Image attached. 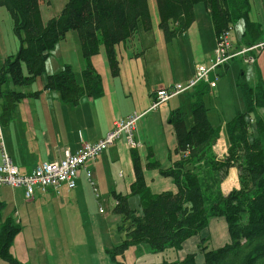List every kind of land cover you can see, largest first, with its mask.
<instances>
[{
    "label": "trees",
    "instance_id": "trees-1",
    "mask_svg": "<svg viewBox=\"0 0 264 264\" xmlns=\"http://www.w3.org/2000/svg\"><path fill=\"white\" fill-rule=\"evenodd\" d=\"M158 27L166 43L183 34L195 21L194 6L202 2L208 12L215 36L229 31L233 24L243 22V34L237 45H251L261 39L262 29L250 20L249 0H154ZM12 18L13 32L19 39V48L0 66V120L8 110L29 95L37 98L40 90L29 93L15 91L7 86L27 85L45 72L50 51L74 30L77 33L84 66L77 81L71 65L48 74L42 89L55 90L65 103L77 105L85 96L97 98L103 93L102 78L91 58L104 49L110 74L119 76L115 47L140 29H151L147 0H67L60 12L42 22L39 0H0ZM239 86L243 93V110L221 124H212L207 117L208 107L203 96L206 84H199L187 95L192 123L187 125L181 107L170 112L176 146L171 166L161 168L155 159L144 166L138 150L130 148L134 181L127 194L113 193L112 212L121 216L117 231L122 241L105 248L113 261L123 256L129 246L146 242L153 252L170 247L172 253L182 243L200 234L213 217H223L227 224L229 242L217 248L202 243V264H264V84L258 80L250 85L240 73ZM184 98V97H183ZM221 128L227 139V148L221 157L215 155ZM151 157L152 151L148 152ZM238 171L239 187L227 194L220 184L230 167ZM144 168L158 170L172 180L174 190L153 193L146 184ZM139 201V209L131 207L130 197ZM4 203L0 201V260L9 264H28L19 261L11 252L20 226L12 215L3 216ZM204 242V238L201 239ZM116 263H118L116 261ZM158 264H197L194 253L182 258L178 255Z\"/></svg>",
    "mask_w": 264,
    "mask_h": 264
},
{
    "label": "crops",
    "instance_id": "crops-1",
    "mask_svg": "<svg viewBox=\"0 0 264 264\" xmlns=\"http://www.w3.org/2000/svg\"><path fill=\"white\" fill-rule=\"evenodd\" d=\"M249 1L250 20L259 24L262 34H264V1L260 0V5H258V1L255 0L256 6L252 0ZM151 17L153 30L151 26L150 31L137 32L129 39L116 45V57L119 64L118 77L111 76L102 46L99 53L91 58L93 66L102 78L103 93L97 98L83 96L78 104L74 105L76 112L68 113L64 107L59 111L55 110V105L45 95L49 90L42 89L43 87L38 89L40 93L38 100L33 101V113L37 121L40 122L43 117L45 122L44 128L39 129V136L35 135L34 139L38 145L41 144L45 147V152L42 161H37L35 165L60 159L66 149L75 152L81 141L96 142L112 129L113 121L116 119L124 118L134 112H145L138 119L132 131L141 163L144 166L149 160L155 159L161 168L171 166L172 161L176 158L174 153L176 140L169 117L172 110L180 108L177 99L179 96L168 100L159 107L150 109L152 99L160 87L185 82L192 76L195 65L208 62L205 55L212 52L210 58L213 57L216 36L215 33L212 34L206 43H203L204 35L202 32L196 31L195 21L187 31L180 35V37L184 34L187 36L189 32H192L190 46L193 62L190 69L185 70L183 67L184 57L180 54H173L174 64L171 63L170 55L166 51V43L158 27V14L153 12ZM149 32H153V35H149ZM155 33L161 34L162 37H156ZM235 44L240 43L236 41ZM232 62L238 61H230L221 71L226 72ZM238 63L242 64L243 77H247L246 70L251 71L249 74L251 80L250 82L246 81L247 83L255 85L260 80L264 84V50L256 54V60L252 66L245 68L241 61ZM79 68L81 69V64ZM155 73L157 74L155 75ZM217 87L216 84L211 91ZM42 94L45 96L43 100L39 99ZM74 125H76L75 128ZM221 130L223 135L221 140L224 142L226 135L224 128ZM130 148L125 138L115 140L106 150L94 159L88 160L79 169L75 187L72 189L60 185L56 189L48 188L45 192L37 190L31 199H25L23 187L9 185L0 187V201L4 203L3 216L12 215L20 226V231L15 236L11 247L13 256L21 262L34 264L36 260H31L28 252L30 240L27 237L33 234L34 240V237L41 235L45 242L52 243L54 236L73 235V222H76L78 227L83 221L82 227H84L83 223L94 215V212L90 213L94 210H89L90 207H93L94 202L97 204L103 198L112 197L114 199L113 193L127 194L130 191V184L134 181ZM150 150L153 154L151 157L148 155ZM223 151L224 149L219 154ZM7 155L11 158L8 153ZM11 161L17 166L12 158ZM17 167L20 170L19 166ZM85 168L91 171L90 179L93 184L87 178ZM29 169H21L20 172L28 173ZM144 176L147 186L153 193L175 189L172 180L161 176L156 169L147 170L144 168ZM221 188L224 194L232 188H238L235 167L229 168L228 176L221 183ZM21 201L28 205L23 213H20L19 210ZM25 229L29 231L26 234ZM33 244H35L34 241ZM37 244L39 245L38 242ZM38 247L33 246V251L36 252ZM101 249L104 256L107 255L104 253L103 246ZM43 256L46 259L45 250H43ZM116 261L118 262V259ZM100 263L96 259L93 261V264ZM105 263L116 264L108 255Z\"/></svg>",
    "mask_w": 264,
    "mask_h": 264
},
{
    "label": "rangeland",
    "instance_id": "rangeland-1",
    "mask_svg": "<svg viewBox=\"0 0 264 264\" xmlns=\"http://www.w3.org/2000/svg\"><path fill=\"white\" fill-rule=\"evenodd\" d=\"M66 1L67 0H39L42 22L45 23L51 17L56 16ZM147 1L149 16L152 21L151 14L153 16V12H155L157 15L156 6L154 0ZM252 1L254 6L257 4L260 5V0H257V4H255V0ZM194 7L196 31L202 32L204 35L203 43H206L208 38H210L212 34L214 35L211 18L202 2L196 3ZM151 26L153 30V23ZM12 28V18L8 9L5 6H0V66L8 56L13 58L19 48V39ZM139 32H144V30L140 29ZM149 33V35H153V32ZM242 34L243 22L239 20L230 28L229 38L236 43V41H240ZM155 35L156 37H162L161 34L155 33ZM191 39L192 32H189L187 36L184 34L182 37H176L168 43L165 42L166 51L167 54L170 55L171 63L174 64L173 54H180L184 57L183 67L185 70L190 69L193 62V53L190 46ZM211 54L212 52L206 53L205 58L209 61L204 63L208 65L211 63ZM235 60L239 62V58ZM63 62L72 66L75 77L77 81L80 82V71L84 64L82 62L78 36L74 30L68 31L65 37L50 51L46 61L45 72L38 76L34 82L27 85H13L8 77L7 86L13 88L15 91L26 93L35 89L38 90L40 87H43L48 74H54L60 71L63 66L62 64H64ZM238 62H232L226 72L219 69L217 78L218 87L213 91L208 90L203 96L204 104L208 107L207 117L212 124L220 123L221 127H224L225 122L230 120L238 110H243L245 108L243 93L239 86L242 64L240 65ZM80 64L81 69L79 68ZM248 66L252 65H244L245 68ZM157 73H155V75ZM250 73L251 71L246 70L247 77H243L245 81L250 82ZM45 95L47 99L55 105L54 109L57 111L64 107L67 109L68 113H73L76 109V106L71 103H63L59 98L58 92L55 90H49ZM183 97L180 96L176 98L179 100V106L185 113L187 125L190 126L192 123L191 109L189 103H185V99L188 100L187 95ZM39 99H45L44 94H42ZM35 100H38V97L35 98L31 95L22 98L12 109L8 110L9 112L6 119L0 120V159L2 154V143L5 152L11 156L13 162L17 163L20 170L30 168L29 170L31 171L34 167L33 165H35L37 161H42L45 152V147L41 144L38 145L34 139L35 135L39 136V129L44 128L45 122L43 117L40 122L36 120L33 113V101ZM259 112L264 114L263 109H260ZM0 113H4L5 116L7 113V110L1 111V105ZM75 126L76 125H74V128ZM222 137L221 130L219 138L213 147V151L218 157H221L227 148V139L223 142V140H221ZM120 138L126 139V134L122 133L118 139ZM223 149L224 151L219 154ZM235 169L239 187L238 171L236 167ZM225 179H223L221 183H223ZM130 202L132 208L139 209V201L136 197L132 196ZM114 203L115 200L110 197L100 199L97 204L94 202L93 207L89 205V210H94L90 212H94V215L91 216L92 220L88 218V220L83 223L84 227H82L83 221H80L81 226L78 227L76 222H73V235L54 236L52 243L49 241L45 242L41 235L34 237V240L33 234L27 237V239L30 240L28 252L32 258L31 260H36L34 264H93L94 259H96L99 263L101 262L100 264H106L108 253L104 250V253L107 254L104 256L103 250L101 249L102 246L104 249L111 248L112 245L119 244L124 238V235L119 233L116 228L121 221V216L112 212ZM27 207L28 205L21 201L19 203L20 213L25 212ZM27 231L28 229H25V234ZM201 233L199 236H192L188 238L186 242L184 241L185 243H182L181 249L175 254L172 253L170 247L155 253L151 250L148 243L143 242L138 245L129 246L125 250L123 256H117L116 259H118V263H116V261L114 262L116 264H158L163 260H171L176 255L181 258L184 254L190 252L195 254V261L197 264H200L203 262V253L201 252L202 243L206 244L208 248H217L230 240L227 224L223 217L211 218L208 227ZM202 238H204V242L201 240ZM33 241L35 244H33ZM33 246L35 248L39 246L36 252L33 251ZM43 250L46 251V259L43 256ZM0 264L9 263L1 259Z\"/></svg>",
    "mask_w": 264,
    "mask_h": 264
},
{
    "label": "built area",
    "instance_id": "built-area-1",
    "mask_svg": "<svg viewBox=\"0 0 264 264\" xmlns=\"http://www.w3.org/2000/svg\"><path fill=\"white\" fill-rule=\"evenodd\" d=\"M264 50V37L251 45H236L229 38L227 31L216 37L211 63H198L192 76L185 82L172 83L156 90L150 109L161 106L168 100L177 97L183 92L190 91L199 84H206L209 89L216 86L219 69L230 61L239 58L244 65L253 64L257 53ZM143 113H132L124 118L113 121L112 129L94 143L81 141L75 152L64 150L60 159L45 161L34 166L28 173H22L15 166L11 158L3 149L1 143L0 159V187H23L25 199H31L37 190L45 192L48 188L56 189L65 185L68 189L75 187L79 169L90 160L97 157L110 144L117 140L122 133L126 134V142L130 147H136L132 131ZM90 183L91 171L85 168Z\"/></svg>",
    "mask_w": 264,
    "mask_h": 264
}]
</instances>
